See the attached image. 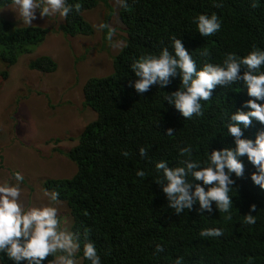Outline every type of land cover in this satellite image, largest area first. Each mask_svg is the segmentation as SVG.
Instances as JSON below:
<instances>
[{"label": "trees", "instance_id": "trees-1", "mask_svg": "<svg viewBox=\"0 0 264 264\" xmlns=\"http://www.w3.org/2000/svg\"><path fill=\"white\" fill-rule=\"evenodd\" d=\"M80 5L64 18L58 31L68 38L92 36V26L83 13L102 4L110 11L103 20L108 26L112 8L108 0H66ZM128 7L118 9V18L126 38L113 57L112 73L102 78H90L82 90V105L91 109L96 118L78 136V143L68 151L56 150L76 166L69 179H48L43 189L59 193L71 219L70 231L83 241L87 230L95 244L101 264H264V190L255 185L250 176L256 169L247 157L238 159L244 173L235 181L229 196L228 213L220 212L212 204V212L199 211V203L179 215L169 208L167 198L157 185L160 174L155 164L164 160L168 167L183 166L180 161L191 159L207 165L213 150L235 148L234 138L227 134L228 116L250 99L242 81L230 86H216L212 98L201 101L202 116L185 119L165 95L177 91L180 78H170L161 88L152 85L145 93H137V77L131 64L141 55L158 54L167 47L173 52L172 38L177 37L196 61L197 70L205 63L222 65L229 53L246 56L255 48L264 50V0H127ZM255 3L256 7H252ZM219 4V7L215 5ZM11 0H0V9L10 6ZM215 14L220 30L202 37L193 22L199 15ZM102 44L108 41L109 27L102 28ZM48 29L19 26L13 20L0 17V72L7 79L8 69L16 65L22 55L41 44ZM207 52L204 56L202 53ZM27 69L49 75L57 64L49 56H38L27 63ZM264 71V68L261 69ZM243 71H241V75ZM264 103V101H258ZM173 135H166L167 129ZM242 139H255L264 125L253 121L243 128ZM58 140L55 141L57 143ZM191 146L190 156L179 155V148ZM147 149V158L139 155V148ZM128 152V156L123 153ZM143 170L147 176H136ZM191 179V177H189ZM207 191L209 186L201 181ZM194 190V188H193ZM256 206L250 212L251 205ZM255 216L256 223L248 225L245 215ZM206 229H222L219 237H202ZM157 245L163 248L156 252ZM55 254L48 258L54 261ZM81 264H89L81 251L76 254ZM0 264H15L0 253ZM24 264V262H21ZM43 264H48L47 261Z\"/></svg>", "mask_w": 264, "mask_h": 264}, {"label": "clouds", "instance_id": "clouds-1", "mask_svg": "<svg viewBox=\"0 0 264 264\" xmlns=\"http://www.w3.org/2000/svg\"><path fill=\"white\" fill-rule=\"evenodd\" d=\"M115 2L119 7H128L127 0ZM10 7L18 11L24 24L31 26L32 21L38 18L35 14L37 10L40 18L56 13L67 18L73 7L79 10L80 5H69L66 0H11ZM252 7H256V4L253 3ZM193 22L202 37L212 36L221 28V22L215 14L210 17L199 15ZM97 27L102 29L108 26L100 24ZM114 33L115 29L109 30L111 46H122V41H112ZM172 48L173 52L165 47L158 54L141 55L134 60L130 68L137 79L130 86L137 93L147 92L152 85L166 87L170 78L178 76L181 81L179 89L165 95L164 99L174 105L185 119H191L193 115H203L201 101L210 100L216 86H230L242 81L250 97L242 107L250 110L238 109L235 114L228 116L227 134L234 138V150H213L208 155L206 166L191 159H183L180 161L183 166L170 168L166 161L161 160L155 164V169L160 174L157 185L161 186L167 198V206L174 209L177 215L185 209L191 210L197 202L200 212L211 213L214 202L216 209L228 213L226 218L231 219L232 198L229 193L235 181L230 177L233 173L236 177H241L244 173V165L239 157H247L248 162L256 169L250 176L251 181L264 190V130L258 131L254 140L241 138V126L249 128L253 121L264 125V103H258L264 101V71H261L264 68V50L254 47L243 57L229 53L222 65L205 63L197 70L196 61L177 37L172 38ZM202 55L207 56L208 53L204 52ZM165 134L173 135V129H167ZM178 151L182 157L190 156L192 147H181ZM138 152L141 157L147 158V149L141 147ZM123 155L128 156L129 153L125 152ZM136 176L144 178L147 173L138 170ZM14 179L17 181L15 184L8 181L0 183V253L15 264H43L45 261L48 264H77L75 257L82 246L83 259L89 264H101L98 250L89 239L87 230L81 241L79 234L61 226L58 208L50 205L26 208L21 201L23 190L20 182L23 176L16 173ZM191 180L201 181L203 185L209 186L207 191L200 184L193 185ZM45 195L50 201L58 202V192L45 190ZM249 211L255 212L256 206L251 205ZM244 222L252 225L256 223V218L248 214L245 215ZM200 235L219 237L223 235V230L206 229ZM155 251L162 252L163 248L157 245ZM54 254L56 259L49 261L48 258ZM174 264H182V258H177Z\"/></svg>", "mask_w": 264, "mask_h": 264}, {"label": "rangeland", "instance_id": "rangeland-1", "mask_svg": "<svg viewBox=\"0 0 264 264\" xmlns=\"http://www.w3.org/2000/svg\"><path fill=\"white\" fill-rule=\"evenodd\" d=\"M108 1L112 8L108 27L115 29L112 41L124 44L126 35L118 18L119 6L115 0ZM109 13L102 4L84 12L83 18L94 34L68 38L58 31L64 17L56 13L40 18L37 10L38 18L31 26L46 28L48 34L30 54L22 55L8 69L7 79L0 77V183L15 184V174H21V201L25 207L58 208L61 226L69 230L71 219L65 203L50 201L43 182L69 179L76 173V166L55 149L73 148L84 127L96 118L91 109L83 107L82 90L88 79L112 73V59L122 47H112L109 40L102 44L103 32L97 26ZM0 17L29 26L14 7L1 8ZM38 56L52 58L57 70L49 75L28 70L27 63ZM76 262L81 264L80 259Z\"/></svg>", "mask_w": 264, "mask_h": 264}]
</instances>
